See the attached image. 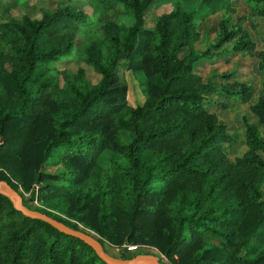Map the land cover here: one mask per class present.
I'll use <instances>...</instances> for the list:
<instances>
[{
    "label": "trees",
    "instance_id": "trees-1",
    "mask_svg": "<svg viewBox=\"0 0 264 264\" xmlns=\"http://www.w3.org/2000/svg\"><path fill=\"white\" fill-rule=\"evenodd\" d=\"M78 1L53 10L0 0V181L107 253L133 245L163 251L161 264H264V130L250 116H264V35L252 33L264 27V0H89L91 12ZM212 18L216 34L191 48ZM249 64L263 93L240 117L234 157L227 117L201 132L155 125L180 103L191 114L226 97L242 103L254 87L220 81L238 82ZM34 187L35 200L22 191ZM0 264L107 263L0 195Z\"/></svg>",
    "mask_w": 264,
    "mask_h": 264
},
{
    "label": "rangeland",
    "instance_id": "rangeland-1",
    "mask_svg": "<svg viewBox=\"0 0 264 264\" xmlns=\"http://www.w3.org/2000/svg\"><path fill=\"white\" fill-rule=\"evenodd\" d=\"M67 0H28L30 6H38L45 9H56V6L59 2H63ZM78 5L84 8L85 11L91 12V7L89 5V0H79ZM163 9V8H162ZM161 10H151L147 14V20L153 21L159 14L162 12ZM218 25V18H212L210 21L202 24L200 26V34L196 36L190 42L191 48H203L205 46V39L208 34L215 35L217 32ZM253 36L259 43V39L261 36L264 35V27L258 29L255 32H252ZM190 58V54L185 52L181 58L174 64L176 67H182L186 64L188 59ZM238 63L237 59L231 61V66H235ZM212 72L211 66L205 64L202 77L206 79ZM197 79L195 81L189 82L186 87L191 89L194 87ZM241 84H248L254 87V94L251 97H248L240 104H234L231 102L230 98H222L219 100L217 105L213 106H204L199 104V110L197 114H191L189 112L188 106L186 104L180 103L178 104L175 112L170 114L166 117L160 118L155 122V125H164L173 122H186L190 127L196 129L198 132H201L207 126L212 125L214 126L220 117H227L231 123L232 131H231V139L227 141L225 144V151L230 157H234L236 154L240 153L243 150L242 146V126L240 123V117L243 113L248 110V107L254 103L258 96L263 93L262 84H263V77L260 76L255 68L254 64H249L244 67V72L242 77L239 81L234 80H224L220 81V85L229 87V88H239ZM251 121L255 124L257 130H264V116L256 115L250 113ZM5 174L1 171V159H0V178L4 177ZM13 188L17 189L18 186L13 183ZM23 193L27 196L35 199L37 188L34 187L31 191L27 192L26 190L22 189ZM82 228L85 230H89V227L82 225ZM108 245L106 246L107 251L113 257L122 258L124 256H131L136 255L131 252L124 251L122 255L118 254L115 247L116 245ZM142 254H153L151 250H145ZM172 264H179L177 258L173 257Z\"/></svg>",
    "mask_w": 264,
    "mask_h": 264
},
{
    "label": "water",
    "instance_id": "water-1",
    "mask_svg": "<svg viewBox=\"0 0 264 264\" xmlns=\"http://www.w3.org/2000/svg\"><path fill=\"white\" fill-rule=\"evenodd\" d=\"M0 195L8 197L13 202L15 209L23 213L25 216L33 219L43 220L62 233L82 240L90 247H92L97 255L107 264H161L158 257L154 254H138L132 259H121L109 255L104 251L100 242L95 238L83 232L73 230L50 216L44 215L40 212L32 211L25 207L21 195L16 192L15 188H13L5 181H0Z\"/></svg>",
    "mask_w": 264,
    "mask_h": 264
},
{
    "label": "built area",
    "instance_id": "built-area-1",
    "mask_svg": "<svg viewBox=\"0 0 264 264\" xmlns=\"http://www.w3.org/2000/svg\"><path fill=\"white\" fill-rule=\"evenodd\" d=\"M35 200V199H34ZM114 246V245H113ZM117 253L122 255L124 253V251H127V252H131V253H134V254H142L143 251L147 250V248L143 247V246H133V245H127L126 247H119V246H114ZM156 252H159L161 256L164 255V252L161 251V250H153V254L155 255ZM164 261L168 264H172L173 262V257H170V256H166Z\"/></svg>",
    "mask_w": 264,
    "mask_h": 264
}]
</instances>
